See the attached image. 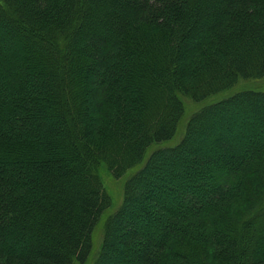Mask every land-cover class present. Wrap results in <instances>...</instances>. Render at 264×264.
I'll list each match as a JSON object with an SVG mask.
<instances>
[{
	"label": "trees",
	"instance_id": "obj_1",
	"mask_svg": "<svg viewBox=\"0 0 264 264\" xmlns=\"http://www.w3.org/2000/svg\"><path fill=\"white\" fill-rule=\"evenodd\" d=\"M264 0H0V264H264ZM134 169V170H133Z\"/></svg>",
	"mask_w": 264,
	"mask_h": 264
},
{
	"label": "rangeland",
	"instance_id": "obj_2",
	"mask_svg": "<svg viewBox=\"0 0 264 264\" xmlns=\"http://www.w3.org/2000/svg\"><path fill=\"white\" fill-rule=\"evenodd\" d=\"M246 88H254V89L264 90V77L241 80L234 87H232V88H230L224 92H221V93H218L215 95H211L202 102L195 101L192 98H190L189 96L181 95V99L183 100L184 106H185V115L179 124V128L177 130L175 137H173V139L169 140L168 142H165V144H167V145L174 144L180 140V138L183 136V133L185 131L188 119L202 105L210 103L212 101L219 100L221 98H224V97L230 95L231 93H233L235 91H238L241 89H246ZM130 171L131 170H129V172ZM128 173L125 174L121 178H115L112 175V172L110 171V169L108 167H106L105 165L100 167L99 174L101 176V179L103 181L105 189L107 190V192L111 196L112 203L109 206V208H107V210L104 212V214L101 216L99 222L97 223V225L94 229L93 250H92V254H91V256L88 259L86 264H92L93 261L96 259L98 252L100 250V246H101L102 241H103V237H104L105 220L110 214H113L118 209V207L121 205V203L123 201L124 184H125L126 178L130 175Z\"/></svg>",
	"mask_w": 264,
	"mask_h": 264
}]
</instances>
